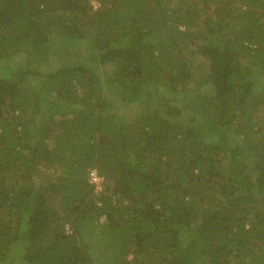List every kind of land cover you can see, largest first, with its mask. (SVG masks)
Returning a JSON list of instances; mask_svg holds the SVG:
<instances>
[{
    "label": "trees",
    "instance_id": "16d2710c",
    "mask_svg": "<svg viewBox=\"0 0 264 264\" xmlns=\"http://www.w3.org/2000/svg\"><path fill=\"white\" fill-rule=\"evenodd\" d=\"M0 264H264V0H0Z\"/></svg>",
    "mask_w": 264,
    "mask_h": 264
},
{
    "label": "rangeland",
    "instance_id": "374dc122",
    "mask_svg": "<svg viewBox=\"0 0 264 264\" xmlns=\"http://www.w3.org/2000/svg\"><path fill=\"white\" fill-rule=\"evenodd\" d=\"M124 108V112H125V116H128L127 119L130 120V121H133L134 118L137 116L138 112L140 113V107L137 105V104H134V105H131V106H128V107H123ZM49 170V172H48ZM46 169V173L47 174H50V176H55L54 178H56L57 176L53 174V170L52 168L50 169ZM91 179L97 184V188L100 189L101 187V182H102V179H100V177H98L96 175V173H92L91 174ZM131 257V255L129 256Z\"/></svg>",
    "mask_w": 264,
    "mask_h": 264
}]
</instances>
